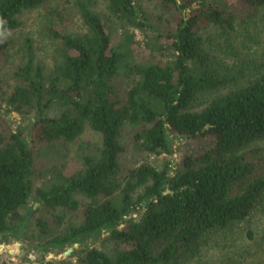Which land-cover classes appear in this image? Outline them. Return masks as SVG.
Returning <instances> with one entry per match:
<instances>
[{
    "label": "trees",
    "instance_id": "1",
    "mask_svg": "<svg viewBox=\"0 0 264 264\" xmlns=\"http://www.w3.org/2000/svg\"><path fill=\"white\" fill-rule=\"evenodd\" d=\"M66 1L76 6L85 31L49 25L58 44L50 62L26 37L22 55L11 61L10 89L0 93L8 110L28 120L16 130L0 127V235L22 239L30 213L20 221L10 218L32 198L50 210L76 211L82 196V221L68 222L62 233L38 243L44 250L72 247L76 261L37 264H175L211 234L228 235L247 221L264 200V167L245 153L264 140V61L239 57V63L222 66L216 49H206L204 31L248 27L264 0H161L175 19H167L171 28L162 31L160 17L152 18L141 0H107L109 14L122 25L119 41L94 0ZM45 2L0 0V70H6L14 46L5 36L20 27L24 12ZM133 30L164 39L166 46L155 42V49L167 48V59L134 61ZM230 48L226 52L235 55ZM219 88L202 109H190L198 95ZM54 105L68 108L49 116ZM127 125L135 147L147 156L171 153L181 139L192 140V150L176 169L144 160L122 176ZM86 126L100 135V145L83 156V166L57 169L35 188L34 141L72 142ZM38 224L45 235L47 221ZM103 231L116 243L113 255L87 244ZM257 233L247 227L245 246L224 259L195 264H264V226Z\"/></svg>",
    "mask_w": 264,
    "mask_h": 264
},
{
    "label": "rangeland",
    "instance_id": "2",
    "mask_svg": "<svg viewBox=\"0 0 264 264\" xmlns=\"http://www.w3.org/2000/svg\"><path fill=\"white\" fill-rule=\"evenodd\" d=\"M107 0H94L93 8L101 14L110 30L114 32L116 39H122V25L117 19L112 17L107 10ZM143 8L151 15L152 18L159 19L158 29H170L169 21H174L173 12L168 13L163 11L161 0H141ZM190 9H188L189 11ZM245 16V15H243ZM163 18V19H162ZM162 19V20H161ZM21 25L17 29L7 33L5 37H11L14 41V46L10 50L12 55L10 61H4L6 70H0V93L3 90H9V68L12 65L11 61H16L22 55V44L26 37H31L34 40V46L37 48L38 54L50 62L55 53L57 42L54 40L48 31L49 25L52 27H61L63 30L74 33L85 31V25L76 8V6L66 0H46V2L29 11L24 12L20 16ZM173 23V25H174ZM236 29L229 32L228 28H218V26L208 27L204 31L206 41V49H216L215 53L219 54V59L222 60V66H232L239 63L240 59L253 60L256 62L264 61V8H260L253 17L252 22L246 27L245 24H236ZM246 28V29H245ZM132 30V29H131ZM134 43V61H151L153 59H167L168 49L165 51H157L156 44L166 46L164 39L156 40L151 31L142 33L139 30H133ZM234 45V46H233ZM226 46H232L230 51L236 52L235 55L228 54ZM236 47V48H234ZM218 61V59H216ZM236 62V63H235ZM10 66H7V65ZM215 67V63H214ZM221 70V66L218 67ZM127 82H122V87L127 88ZM223 88L206 91L197 96L195 101L190 105L191 110H200L208 104L211 98L220 93ZM1 96V94H0ZM8 105L0 97V127L7 126L16 130L20 125H26L28 120L21 114L8 110ZM68 107L54 105L47 114L49 116H59ZM132 127L127 125L124 128L123 142L127 147L126 152L122 156L121 173L122 176L128 173V170L136 167L140 162L147 160L157 168H163L166 163L172 164L176 169L177 166H182L181 160L187 151H191L192 140L181 139L177 140L173 146L171 153H163L160 155L147 156L135 147L131 140ZM100 145V135L86 126L83 132L72 142L64 140L52 143H38L34 141L33 148L36 156L34 165L33 182L34 187L44 184L52 173L57 169H68L73 167L83 166V156L96 150ZM259 149L258 152H253V149ZM246 157L249 161H258L264 167V140L248 145L245 149ZM253 155H259L255 158ZM81 206L76 211L68 210L67 208L58 207L55 210H50L41 206L33 198L30 204L23 207L20 211L11 216L10 220L20 221L22 217L30 213L27 226L24 229L22 239H15L10 236L0 235V264H37L38 260L52 261H73L77 259L76 255H72V247H68L71 251L67 254L66 251L59 250L55 247H50L44 250L39 246L47 239L54 237L56 234L62 233L68 222L73 221L78 224L82 221L84 197L80 196ZM33 204L34 211L29 212L30 205ZM264 200L261 207L255 210L247 221L239 223L234 231H230L228 235L223 236L220 233L211 234L199 246L192 251L184 253L177 258L175 264H195L197 262H209L214 260L224 259L227 255L241 246L248 243L245 237L246 228L250 227L258 232L257 237L261 235V230L264 226ZM56 215L62 217L61 222H56ZM39 219L47 221V230L45 235L41 234ZM39 243V244H38ZM87 244L99 249H103L108 254L113 255L116 246L113 238L109 236V232L103 231L96 238L92 237L87 240ZM37 245V246H36ZM24 247L31 248L30 252L26 253ZM232 255V253H231Z\"/></svg>",
    "mask_w": 264,
    "mask_h": 264
},
{
    "label": "water",
    "instance_id": "3",
    "mask_svg": "<svg viewBox=\"0 0 264 264\" xmlns=\"http://www.w3.org/2000/svg\"><path fill=\"white\" fill-rule=\"evenodd\" d=\"M71 250L70 249H67L66 253L68 254Z\"/></svg>",
    "mask_w": 264,
    "mask_h": 264
}]
</instances>
